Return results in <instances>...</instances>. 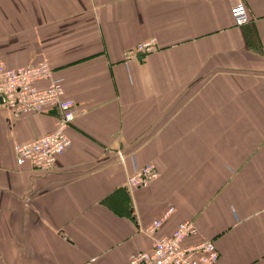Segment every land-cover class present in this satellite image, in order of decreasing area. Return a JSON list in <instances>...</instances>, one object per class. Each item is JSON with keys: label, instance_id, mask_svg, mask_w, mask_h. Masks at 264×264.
I'll use <instances>...</instances> for the list:
<instances>
[{"label": "crops", "instance_id": "crops-1", "mask_svg": "<svg viewBox=\"0 0 264 264\" xmlns=\"http://www.w3.org/2000/svg\"><path fill=\"white\" fill-rule=\"evenodd\" d=\"M0 0V60H46L82 110L54 168L15 145L54 131L58 110L0 103V264H131L194 220L218 264H264V0ZM156 49L126 52L142 42ZM148 163L160 176L130 189Z\"/></svg>", "mask_w": 264, "mask_h": 264}, {"label": "built area", "instance_id": "built-area-1", "mask_svg": "<svg viewBox=\"0 0 264 264\" xmlns=\"http://www.w3.org/2000/svg\"><path fill=\"white\" fill-rule=\"evenodd\" d=\"M233 17L237 26L252 20L245 0H234ZM155 49L156 41L149 40L129 49L126 57H138ZM0 103L15 116L51 110L60 112L54 131L15 145L19 165L28 163L41 171L54 168L59 156L71 147L68 130L77 113L82 110L73 98L66 95L61 81L54 76L52 66L42 60L14 68L0 60ZM159 176L157 166L148 163L128 177L127 187L134 189L149 186ZM174 211V206L169 207L160 218L143 228V232L153 236V245L151 250L133 255L131 264H218L220 252L212 239L203 238L196 244L187 243L188 239L200 234L194 220H182L171 233L154 237Z\"/></svg>", "mask_w": 264, "mask_h": 264}, {"label": "rangeland", "instance_id": "rangeland-1", "mask_svg": "<svg viewBox=\"0 0 264 264\" xmlns=\"http://www.w3.org/2000/svg\"><path fill=\"white\" fill-rule=\"evenodd\" d=\"M27 164H28V163H26V164H24V165H27ZM158 178H159V177H158ZM155 180H156V179H155ZM155 180H154V181H155Z\"/></svg>", "mask_w": 264, "mask_h": 264}]
</instances>
